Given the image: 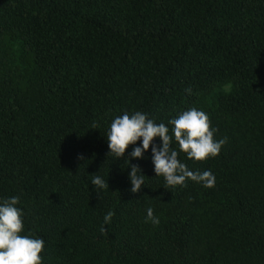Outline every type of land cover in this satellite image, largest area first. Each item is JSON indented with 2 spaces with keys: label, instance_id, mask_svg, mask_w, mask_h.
I'll use <instances>...</instances> for the list:
<instances>
[{
  "label": "trees",
  "instance_id": "16d2710c",
  "mask_svg": "<svg viewBox=\"0 0 264 264\" xmlns=\"http://www.w3.org/2000/svg\"><path fill=\"white\" fill-rule=\"evenodd\" d=\"M191 107L227 141L178 158L214 187L165 188L150 147L132 193L111 121L140 111L172 135ZM13 196L42 264H264V0H0V202Z\"/></svg>",
  "mask_w": 264,
  "mask_h": 264
},
{
  "label": "clouds",
  "instance_id": "9594fccd",
  "mask_svg": "<svg viewBox=\"0 0 264 264\" xmlns=\"http://www.w3.org/2000/svg\"><path fill=\"white\" fill-rule=\"evenodd\" d=\"M191 93V89H186ZM172 125V135L169 128L163 123H156L153 119L140 111L129 114L124 112L117 115L110 123L106 133L109 152L114 158H125L128 161L129 179L132 193L140 191L144 185V175L138 165L131 164V159H143L144 153L151 147L152 163L156 176L165 180V188L183 186L187 180L203 184L204 187H214L215 176L210 170L192 171L185 163L181 162L179 152H183L189 159L204 161L219 155L227 138L215 139V129L211 127L209 116L196 107L183 111L178 117L168 122ZM95 129V126H93ZM162 141L161 146L153 145L155 138ZM173 137L179 151L172 148ZM138 141H142L140 146ZM134 146L130 158L125 157L128 147ZM83 159V156L79 157ZM95 188H109L108 182L96 175L92 179ZM20 203L18 196L4 199L0 202V264H42L41 253L44 249V240L35 238L32 234L24 233L23 211L17 205ZM114 213L109 211L104 216V225L111 222ZM146 221L159 224V218L154 215V210H146ZM102 234L106 233L105 226H101Z\"/></svg>",
  "mask_w": 264,
  "mask_h": 264
}]
</instances>
